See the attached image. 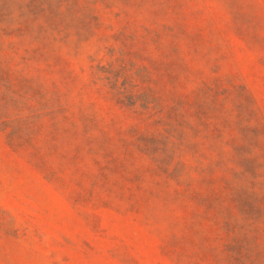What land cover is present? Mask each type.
<instances>
[{
	"label": "rangeland",
	"instance_id": "1",
	"mask_svg": "<svg viewBox=\"0 0 264 264\" xmlns=\"http://www.w3.org/2000/svg\"><path fill=\"white\" fill-rule=\"evenodd\" d=\"M0 264H264V0H0Z\"/></svg>",
	"mask_w": 264,
	"mask_h": 264
},
{
	"label": "trees",
	"instance_id": "2",
	"mask_svg": "<svg viewBox=\"0 0 264 264\" xmlns=\"http://www.w3.org/2000/svg\"><path fill=\"white\" fill-rule=\"evenodd\" d=\"M237 222V221H236ZM228 235H230V236H235V231H230L229 233H228Z\"/></svg>",
	"mask_w": 264,
	"mask_h": 264
}]
</instances>
